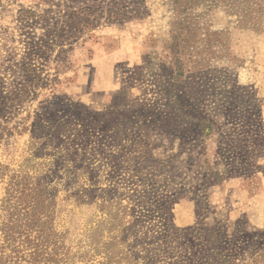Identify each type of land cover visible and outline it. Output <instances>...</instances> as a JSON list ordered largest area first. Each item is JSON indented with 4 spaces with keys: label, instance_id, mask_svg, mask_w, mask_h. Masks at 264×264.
<instances>
[{
    "label": "rangeland",
    "instance_id": "rangeland-1",
    "mask_svg": "<svg viewBox=\"0 0 264 264\" xmlns=\"http://www.w3.org/2000/svg\"><path fill=\"white\" fill-rule=\"evenodd\" d=\"M169 196L188 240L145 253L131 211ZM208 243L264 264V0H0V264Z\"/></svg>",
    "mask_w": 264,
    "mask_h": 264
},
{
    "label": "trees",
    "instance_id": "trees-1",
    "mask_svg": "<svg viewBox=\"0 0 264 264\" xmlns=\"http://www.w3.org/2000/svg\"><path fill=\"white\" fill-rule=\"evenodd\" d=\"M141 172L138 171L134 174L130 179L131 181H136L134 183L137 184V181L142 182L140 179ZM173 196L167 197L165 200H155L150 197L144 198L146 200L144 208L140 211L132 210V222H129L128 228H126L127 235L125 239L135 240V244L138 248H142L145 250L148 244H146L145 240H188L183 234H178L175 232V226L172 223L173 216L172 210L175 205L173 202ZM17 225V220L10 221V225L1 230L2 240H14L12 235H15V228ZM14 231V232H13ZM14 233V234H13ZM213 234L210 231L209 235L206 237V240H213ZM26 240H29L28 238ZM166 247L169 248L170 242L164 243ZM177 244L179 245L180 243ZM159 246V245H155ZM206 251H203V255L205 256L206 261L201 262V260L194 254L192 256H187L186 252L180 250L178 252V246L173 247L170 253V256L166 258V260L160 259V257L154 258H144L142 260L143 264H215L216 258H221L222 255H213L211 250V245L206 247ZM176 250V251H174ZM168 250L165 249V253L168 254ZM148 253V252H147ZM228 260V259H227ZM168 261V262H167ZM199 261V262H196ZM226 259L222 258L221 263H225Z\"/></svg>",
    "mask_w": 264,
    "mask_h": 264
}]
</instances>
